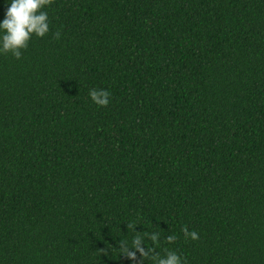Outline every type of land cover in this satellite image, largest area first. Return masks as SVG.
<instances>
[{
    "label": "trees",
    "instance_id": "obj_1",
    "mask_svg": "<svg viewBox=\"0 0 264 264\" xmlns=\"http://www.w3.org/2000/svg\"><path fill=\"white\" fill-rule=\"evenodd\" d=\"M43 10L0 55V264H133L129 222L186 264H264V0Z\"/></svg>",
    "mask_w": 264,
    "mask_h": 264
},
{
    "label": "clouds",
    "instance_id": "obj_2",
    "mask_svg": "<svg viewBox=\"0 0 264 264\" xmlns=\"http://www.w3.org/2000/svg\"><path fill=\"white\" fill-rule=\"evenodd\" d=\"M6 10L3 19H0V55L10 53L16 59L22 56V50L26 49L33 36L43 38L49 33L48 13L43 9L50 5L51 0H5ZM56 38L60 33L57 32ZM89 97L94 104L106 107L110 102V93L105 89H92ZM132 229L133 235L130 240H121L119 248L116 249L120 255L126 257L133 264L138 261L140 264H186V261L175 251L166 250L164 255L156 251L161 236L159 231L138 233L132 222L127 225ZM186 239L197 240L198 233L183 230ZM166 240L172 244L176 240L175 235H168ZM151 241L152 247L148 246Z\"/></svg>",
    "mask_w": 264,
    "mask_h": 264
}]
</instances>
